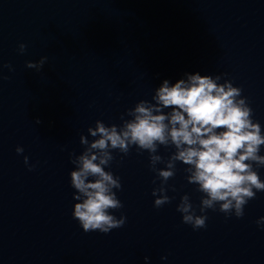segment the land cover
Wrapping results in <instances>:
<instances>
[{"label":"water","instance_id":"1","mask_svg":"<svg viewBox=\"0 0 264 264\" xmlns=\"http://www.w3.org/2000/svg\"><path fill=\"white\" fill-rule=\"evenodd\" d=\"M41 57V71L26 67ZM197 71L226 74L264 127V0H0V264H264V193L240 219L207 210L193 231L176 211L185 194L200 203L185 166L166 186L174 199L154 208L160 182L135 148L111 165L124 226L84 233L72 219L80 135L96 120L119 125L162 80Z\"/></svg>","mask_w":264,"mask_h":264},{"label":"clouds","instance_id":"2","mask_svg":"<svg viewBox=\"0 0 264 264\" xmlns=\"http://www.w3.org/2000/svg\"><path fill=\"white\" fill-rule=\"evenodd\" d=\"M26 45H18L23 54ZM47 57L27 62L28 69L41 71ZM3 67L12 71L11 65ZM226 74L210 75L185 72L175 82L164 79L153 89L150 100H140L120 116L121 123L106 125L96 120L81 134L79 155L69 153L74 169L69 172V185L74 190L72 219L84 233L109 234L124 226L126 216L115 213L123 208L117 196L121 191V178L111 170L115 157L121 160L135 148L137 154L147 152L149 168L159 180L153 188V207L161 208L171 202L166 187L176 174V165H184L185 179L201 194L199 207L189 195L181 196L176 211L182 223L193 231L204 229L207 210L219 211L225 218L244 216V208L258 193H264V127L254 118V111L242 88L224 78ZM8 79V77H4ZM125 117H128L125 119ZM37 124L41 121L36 119ZM89 137L91 139H89ZM160 147L170 149L165 158L158 154ZM17 155L24 149L17 146ZM23 162L29 171V158ZM163 165V167H157ZM199 212V215L197 214ZM264 230V216L255 221ZM161 261L167 257L162 256ZM144 264H150L144 257Z\"/></svg>","mask_w":264,"mask_h":264}]
</instances>
